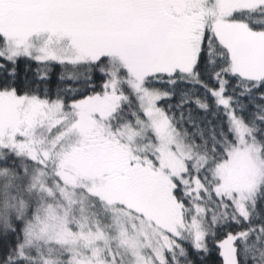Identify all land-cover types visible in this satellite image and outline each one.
<instances>
[{"label":"snow or ice","instance_id":"1","mask_svg":"<svg viewBox=\"0 0 264 264\" xmlns=\"http://www.w3.org/2000/svg\"><path fill=\"white\" fill-rule=\"evenodd\" d=\"M0 264H264V0H0Z\"/></svg>","mask_w":264,"mask_h":264}]
</instances>
